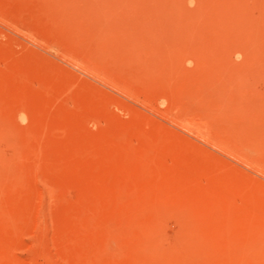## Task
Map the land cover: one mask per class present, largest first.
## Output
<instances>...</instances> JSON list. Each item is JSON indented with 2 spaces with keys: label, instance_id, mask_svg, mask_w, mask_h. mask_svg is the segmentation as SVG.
Returning <instances> with one entry per match:
<instances>
[{
  "label": "rangeland",
  "instance_id": "1",
  "mask_svg": "<svg viewBox=\"0 0 264 264\" xmlns=\"http://www.w3.org/2000/svg\"><path fill=\"white\" fill-rule=\"evenodd\" d=\"M0 264H264V0H0Z\"/></svg>",
  "mask_w": 264,
  "mask_h": 264
},
{
  "label": "bare ground",
  "instance_id": "2",
  "mask_svg": "<svg viewBox=\"0 0 264 264\" xmlns=\"http://www.w3.org/2000/svg\"><path fill=\"white\" fill-rule=\"evenodd\" d=\"M257 146V145H256ZM261 149V148H260Z\"/></svg>",
  "mask_w": 264,
  "mask_h": 264
}]
</instances>
